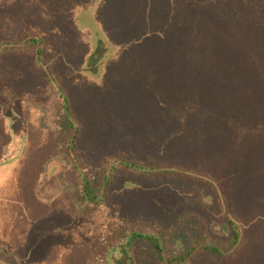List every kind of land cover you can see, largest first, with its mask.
Listing matches in <instances>:
<instances>
[{
    "label": "rangeland",
    "instance_id": "374dc122",
    "mask_svg": "<svg viewBox=\"0 0 264 264\" xmlns=\"http://www.w3.org/2000/svg\"><path fill=\"white\" fill-rule=\"evenodd\" d=\"M147 2L100 0L89 11L90 22L91 0H0V42L39 35L45 62L57 77L50 80L45 73L35 46L0 54L7 84L21 97L13 107L0 109V264H70L77 254L88 256L125 210L162 225L177 223L166 246L169 257L200 244L228 248L231 216L244 224L235 253L222 259L200 246L184 264H216L220 259L264 264L260 135L251 133L243 119L228 122V128L233 126L225 134L216 108L239 89L219 82L208 85V75L214 73L202 71L200 60L182 52V25L155 22L173 31L168 42L161 34L145 36L146 23L137 24L144 20L136 6ZM106 40L112 57L105 55ZM192 66L199 69L186 70ZM222 74L215 72L214 80ZM59 85L77 122L76 162L65 156L69 136L61 134L58 120L64 113ZM214 98L219 99L215 104ZM185 103L188 107L177 112ZM255 138L258 145L249 147ZM54 142L58 147L52 150ZM119 161L141 166L123 168ZM258 162L263 163L260 170ZM78 164L93 181L98 169L113 168L105 199L88 201L89 214L80 211L83 170ZM168 165L178 171L151 172ZM183 212L189 216L180 221ZM133 221L137 230L139 221ZM133 244L136 264H164L151 241ZM89 264L101 263L94 258Z\"/></svg>",
    "mask_w": 264,
    "mask_h": 264
},
{
    "label": "trees",
    "instance_id": "16d2710c",
    "mask_svg": "<svg viewBox=\"0 0 264 264\" xmlns=\"http://www.w3.org/2000/svg\"><path fill=\"white\" fill-rule=\"evenodd\" d=\"M91 2L89 9H87L90 22L92 19L89 16V11L92 9L96 10L100 0H91ZM146 2L147 4L142 5V7L136 6L139 18L144 20L137 24H147L142 26L145 36L161 34L164 35V42H168L167 40H172L170 34L173 31L164 27V25H182L186 39L182 52L184 51L185 54L192 55L191 58L194 60H200V64L202 65L200 69L202 71L208 74L210 72L215 74V72L221 71L226 74H222V76L216 75V80H214V74L208 75V85L212 84V82H219V85H228L230 89H239L232 90L233 95L231 99L221 101L224 104L221 109L214 107L217 110L216 118L219 122L225 121L222 122L225 134L229 133L233 126L228 128V122L243 119L246 124L245 127L247 128L250 125L251 129L249 128V131L259 134V142H262V145H264V0H146ZM124 4H126V0H123ZM156 21H162L165 24L156 25ZM193 35H195V41L192 40ZM130 39L135 40L134 38ZM131 42L133 43V41ZM193 43H197L198 45L194 46ZM22 45L26 47L28 45L35 46L36 60L46 68L45 73L50 75V80L57 78L53 75L52 70L49 69L51 64L45 62L42 39L37 34H25L13 40H2L0 42V54L4 51L11 52ZM110 47V43L106 40L105 55L109 52L108 56L112 57L113 55H110L112 52ZM176 52H179V49ZM212 60L215 62H211ZM209 64L213 65L216 70H213L214 68H207ZM150 67H153L152 64ZM194 69L199 68H193V66L192 68H186V70L192 71ZM3 71V68H0V109L13 107L17 100L21 98L18 92L11 85L7 84V77L3 75ZM58 87L61 97L64 98V113L58 117L63 127V133L61 132V134L69 136V144L65 156H70L75 161L73 150L75 149L74 145L78 136V133H76L78 132L77 122L73 119L68 98L62 93L63 90L60 88V85ZM218 100V98H214L212 101L215 104ZM209 102L210 100L207 101V103ZM187 107L188 105L185 103L181 107H177L176 110L180 112V109L185 110ZM203 109L207 108L203 107ZM207 113L210 114L208 110ZM252 136L253 134H250L251 141ZM251 141L248 144L249 147L258 145L257 138H255V141ZM57 147L58 145L56 146L54 142L52 150L54 148L57 149ZM263 163L258 162V165H256L258 170L264 166H262ZM118 165L134 170L140 169L141 166V164L135 162L125 163V161H119ZM78 167L83 170L80 172L83 185L82 189L78 192V197L81 201L80 211L88 212L89 214L88 201L98 203L100 200L105 199V188L111 179L113 171L111 169L113 168L111 167L109 170L103 171L98 169L97 178L93 181L86 168L82 169L80 164H78ZM161 168L163 166L158 168L152 167L151 172L163 171L173 173L178 171L172 165L165 166V168L160 170ZM193 176L196 177L195 175ZM98 180L101 184L100 187L97 184ZM214 186L216 187L217 185L214 184ZM96 187H99L100 191L96 190ZM90 205L93 204L90 203ZM125 211L127 213L118 214V223L112 225L108 235L94 242L88 251V256L84 257L82 254H77L76 258L70 259V264H89L94 258L99 259L101 264H136L132 245L134 246L133 243L138 239L151 241L159 254V259L164 264H174L173 262L184 264L191 258L190 254H192V251L200 246H202L201 250L210 251L218 255L219 258L228 259L227 255L235 253V250L241 244L244 224L228 216L227 222L232 226L233 230V241H230L228 248H223L218 243L214 245L200 244L188 249L183 254L169 257V247L167 248L166 246L169 243L170 236L177 229V223L162 225L147 220V217L141 214L132 217L128 214V210ZM255 214L260 213L255 210ZM188 216V212H183L179 219L182 221ZM112 217L114 218L115 216ZM135 219L139 221L137 230L132 225ZM224 226L226 227V224ZM222 241L219 243L222 244ZM116 250H119V255L117 256L113 255V251ZM31 252L32 250L29 251V254ZM89 259L91 260L89 261ZM216 264H226V262L220 259Z\"/></svg>",
    "mask_w": 264,
    "mask_h": 264
}]
</instances>
